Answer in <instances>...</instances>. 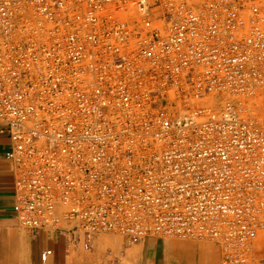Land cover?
Segmentation results:
<instances>
[{
    "label": "built area",
    "instance_id": "obj_1",
    "mask_svg": "<svg viewBox=\"0 0 264 264\" xmlns=\"http://www.w3.org/2000/svg\"><path fill=\"white\" fill-rule=\"evenodd\" d=\"M0 136L26 231L264 264V1L0 0Z\"/></svg>",
    "mask_w": 264,
    "mask_h": 264
},
{
    "label": "crops",
    "instance_id": "obj_2",
    "mask_svg": "<svg viewBox=\"0 0 264 264\" xmlns=\"http://www.w3.org/2000/svg\"><path fill=\"white\" fill-rule=\"evenodd\" d=\"M9 140L0 136V264H221L220 248L209 241L147 238L130 244L118 234H98L84 249L60 232L33 234L11 211L13 176L4 154ZM52 250L46 263L41 254Z\"/></svg>",
    "mask_w": 264,
    "mask_h": 264
},
{
    "label": "rangeland",
    "instance_id": "obj_3",
    "mask_svg": "<svg viewBox=\"0 0 264 264\" xmlns=\"http://www.w3.org/2000/svg\"><path fill=\"white\" fill-rule=\"evenodd\" d=\"M259 1H264V0H259ZM7 151V150H6Z\"/></svg>",
    "mask_w": 264,
    "mask_h": 264
}]
</instances>
